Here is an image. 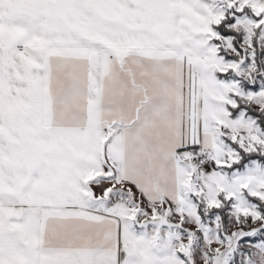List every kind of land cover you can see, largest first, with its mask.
Instances as JSON below:
<instances>
[{
	"label": "snow or ice",
	"instance_id": "obj_1",
	"mask_svg": "<svg viewBox=\"0 0 264 264\" xmlns=\"http://www.w3.org/2000/svg\"><path fill=\"white\" fill-rule=\"evenodd\" d=\"M0 264H264V0H0Z\"/></svg>",
	"mask_w": 264,
	"mask_h": 264
}]
</instances>
